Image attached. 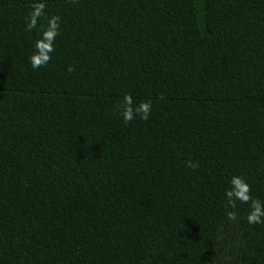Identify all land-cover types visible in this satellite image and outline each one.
<instances>
[{"label":"trees","instance_id":"obj_1","mask_svg":"<svg viewBox=\"0 0 264 264\" xmlns=\"http://www.w3.org/2000/svg\"><path fill=\"white\" fill-rule=\"evenodd\" d=\"M38 2L0 0V264H264L224 196L264 201V0H42L61 35L33 70Z\"/></svg>","mask_w":264,"mask_h":264},{"label":"clouds","instance_id":"obj_2","mask_svg":"<svg viewBox=\"0 0 264 264\" xmlns=\"http://www.w3.org/2000/svg\"><path fill=\"white\" fill-rule=\"evenodd\" d=\"M45 3L38 2L28 16L25 18V28L29 33L36 30L37 39L33 45V52L29 55L28 61L33 70H38L43 66H47L53 58L57 38L61 35V17L59 15L48 16L45 12ZM46 19V25L41 23ZM68 71H74L72 66L68 67ZM120 115L125 124L133 121L137 117L147 121L152 112V104L150 101L137 102L131 93L123 96L117 106ZM189 168L198 167L191 161L187 163ZM230 187L225 191L226 207L237 209L239 204H247L249 211L247 214V223L250 225H264V201L252 196V188L250 183L239 175H234L229 181ZM227 218L230 221L237 219L236 211H227Z\"/></svg>","mask_w":264,"mask_h":264}]
</instances>
